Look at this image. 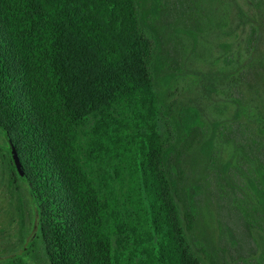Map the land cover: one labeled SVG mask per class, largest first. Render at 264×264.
<instances>
[{
	"label": "trees",
	"instance_id": "trees-1",
	"mask_svg": "<svg viewBox=\"0 0 264 264\" xmlns=\"http://www.w3.org/2000/svg\"><path fill=\"white\" fill-rule=\"evenodd\" d=\"M208 1L0 0V127L23 170L18 195L24 201L27 192L36 205L39 226L22 254L4 264H134L128 246L111 254L110 236L123 224L116 205L98 195L76 139L84 117L132 97L150 113L158 106L167 129L163 140L153 131L146 136L137 165L134 157L147 203L137 192L134 215L163 236L155 249L140 234L138 263L264 264V192L257 196L262 210L245 204L236 189L243 185L231 175L251 159L264 182V138H247L237 123L218 129L240 153L232 169L228 162L217 168L216 251L197 234L203 186L194 168L213 138L204 139L202 108L182 101L169 81L184 60L181 36L195 41L207 28ZM243 77L229 80L239 103ZM93 131L96 149L103 137L99 127Z\"/></svg>",
	"mask_w": 264,
	"mask_h": 264
},
{
	"label": "rangeland",
	"instance_id": "rangeland-1",
	"mask_svg": "<svg viewBox=\"0 0 264 264\" xmlns=\"http://www.w3.org/2000/svg\"><path fill=\"white\" fill-rule=\"evenodd\" d=\"M205 8L208 12L207 28L197 35L195 41L181 36L184 60L179 73L173 81L170 79L169 85L178 87L177 94L180 93L182 101L190 100L202 108L206 131L204 139L214 133L211 153L198 157L193 179L202 182L203 186L197 234L203 235L212 250L216 251L220 231L213 191L220 177L219 174L216 178L217 168L228 162L232 169L239 153L233 140H226L217 134L220 132L218 129L237 123L247 138L255 135L264 138V132H261L264 129V0H209ZM229 56L233 58L227 63L225 58ZM241 71L244 77L242 81L239 80V88L243 95L239 103L237 95L232 93L234 86L229 84V80ZM146 106L133 97L118 101L103 112L84 117L77 125L76 135L84 169L101 199H109L116 205L123 224L122 233L110 236L111 254H120L128 246V256L134 264H139L142 257L138 247L140 234L143 241L151 240L155 249L158 242L163 240V236L153 230L150 221L144 226L138 225L132 206L137 192L147 206L141 171H138V179L134 177L140 158L137 150L152 131L162 140L167 136L158 106L153 113L148 112ZM96 127L102 132L103 142L102 146L97 144L93 149V130ZM127 160L131 162V168ZM247 168L248 173L242 168L238 174L234 172L231 175L243 185L236 188L242 200L260 210L255 197L244 186L247 182L245 172L250 179L255 176L260 182L256 162L248 159ZM260 187L264 192V184ZM129 222L135 227L134 233L130 230ZM144 232H148L147 237ZM255 257L253 254L247 260Z\"/></svg>",
	"mask_w": 264,
	"mask_h": 264
},
{
	"label": "flooded vegetation",
	"instance_id": "flooded-vegetation-1",
	"mask_svg": "<svg viewBox=\"0 0 264 264\" xmlns=\"http://www.w3.org/2000/svg\"><path fill=\"white\" fill-rule=\"evenodd\" d=\"M210 135L213 138V146L214 133ZM256 174L260 178V182L253 176V183L246 182L247 186L245 187L251 193L253 192L256 205L262 210V207L258 204L257 196H259V191L262 190L260 185L264 184V182L257 168ZM22 177L23 170L20 160L18 158V163L13 160L5 135L0 127V264H4L17 255L22 254L21 252H23L29 242H32L38 232V211L36 205L31 201L30 197L26 196L27 192H25L24 201L18 195V192L24 187ZM23 202L25 203L24 205ZM256 241L258 245H261L260 243L262 242L259 239ZM28 264H35L34 260L29 258Z\"/></svg>",
	"mask_w": 264,
	"mask_h": 264
},
{
	"label": "water",
	"instance_id": "water-1",
	"mask_svg": "<svg viewBox=\"0 0 264 264\" xmlns=\"http://www.w3.org/2000/svg\"><path fill=\"white\" fill-rule=\"evenodd\" d=\"M7 143H8V149H9V151L12 153V158H13V160H14L16 163H18V155H17V153H16V151H15V148L13 147V145H12V143H11L10 140H8Z\"/></svg>",
	"mask_w": 264,
	"mask_h": 264
}]
</instances>
